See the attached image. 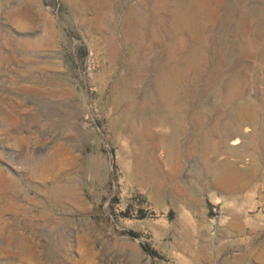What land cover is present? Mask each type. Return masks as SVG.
<instances>
[{
  "label": "rangeland",
  "instance_id": "374dc122",
  "mask_svg": "<svg viewBox=\"0 0 264 264\" xmlns=\"http://www.w3.org/2000/svg\"><path fill=\"white\" fill-rule=\"evenodd\" d=\"M136 2L144 0H0V264H264V0H228L232 21L213 24L190 72L199 85H179L187 129L176 139L168 123L143 132L168 112L153 78L170 33L158 23L154 38L138 29L123 40L121 17ZM133 58L144 65L136 73L127 70ZM204 72H216L210 92ZM137 73L124 97V77ZM233 87L245 95L228 102ZM243 99L254 115L244 113L237 135L233 104ZM198 111L200 129L188 116ZM216 124L240 137L246 159L229 141L205 149L204 139L221 141Z\"/></svg>",
  "mask_w": 264,
  "mask_h": 264
},
{
  "label": "bare ground",
  "instance_id": "6f19581e",
  "mask_svg": "<svg viewBox=\"0 0 264 264\" xmlns=\"http://www.w3.org/2000/svg\"><path fill=\"white\" fill-rule=\"evenodd\" d=\"M219 1L220 2H218L216 0H144L143 5H141L140 2H136L135 4L133 3L132 4V7L129 9V11L125 12V14L122 15L121 21H120V32H121V37L125 41H127V39L129 40L130 39V35L132 33L136 32L138 29H143L144 30V33H145V35L147 37H153L154 38L155 36L158 35V32H157L158 26L156 27V25L158 23H166L167 26H168V28H169V33H170L169 34L170 35V38H169L170 39V42H169L170 56H169L168 60L162 62V64L159 66V69H158V75H156L153 78V81L155 82V86H156V91L158 92V94L160 96V102L168 108V112H167V114H164L163 113V115L161 114L160 116L157 114L158 115L157 118L155 117L157 115H155V116L153 115L154 118L153 119H150V121L144 126L143 132H145V133H151L152 130H153V127H152L153 125H156V124L159 125V124H162V123H168V124H171L173 126L172 135H173V138L176 139L179 134H181L183 131L185 132V130L187 129V124L185 123V121H183L184 120V115H183L182 112L179 111V107H180L181 103L182 104H186L183 96H181V92H180L181 89L179 88V85L181 84V85L185 86V88H189L188 85H190L191 83H193L192 85H194V87L196 85H199V83H197L198 81H195V80L191 79L189 76L191 74L190 72H194V71H191V70H193V69L195 70L196 68L198 69V67H201L200 64L203 63V59H202L203 57L202 56L204 55V52L206 51V47H207V44H208L207 42L209 41V37H211L212 33L214 32L213 24H215L218 20H220L222 23H227L230 20L232 21V19H233V13H234V10H235V7H236L235 5H237L235 3V1H238V2L241 3L244 0H233L232 3H234L235 5L234 4L229 5L228 0L226 2H224L225 0H219ZM240 3H238V4H240ZM142 8H144L146 10V12H147L145 17L143 15L141 16V12H142L141 10H142ZM219 8L221 10L223 8L224 9L227 8V13H226V16L225 17H221L218 14ZM240 15H241L240 18L243 21L244 20H248L249 17H250V12L249 11L242 10L240 12ZM219 16H220V18L219 19H216ZM262 21H264V20H262ZM95 22H96V26L98 25L100 27V25H99L100 24V19L99 20L97 19V21H95ZM248 23H250V21ZM251 24H252V22H251ZM259 26H260V24H259ZM233 27H235V26H233ZM163 28H164V26H163ZM98 29H100V28H98ZM234 32H236V28H235V31ZM257 33H259V34H256L254 36H255L256 42L259 44V42H261L260 39H262V37H263L264 34L262 35L261 32H257ZM226 34L227 33L225 32V35ZM250 38H251V36H250ZM157 40H161V39L158 38ZM243 40L244 39L242 38V41ZM251 40H252V38H251ZM232 42H234V41H232ZM137 45H138V43H137ZM212 46H214V45H212ZM144 48H145V46H144ZM215 48H216V46H215ZM227 48H229V46ZM179 49H180V51H179L180 60L178 62H175V61L172 60V58L175 56V54L177 53V51ZM138 50H140V48ZM262 50H263V53H264V47H263ZM213 51H214V49H213ZM222 51H224V49H222ZM115 52H116V46L113 45V44H109V47L107 49V53L110 55L109 57H110L111 62H113L116 59V57H117V56H115ZM228 52H229V49H228ZM220 54H222V53H220ZM208 57H209V55H208ZM206 59H207V57H206ZM133 60H134L135 66L134 67L131 66V63L132 62L131 63H128L127 64V66H128V69L127 70L128 71L135 72V69L136 68H139L140 67L142 69V66H144V65L141 64V62L138 61L136 58H133ZM263 62H264V59H263ZM212 65H213V63H212ZM207 66H209V65L207 64ZM221 66H223V63H222ZM216 72H209V73H205L204 72V73H200L201 74V77H202L200 81L202 83V87H203L202 90L203 91H208V92L211 91L210 85H211V82H212L213 77H214V75H215ZM219 72H221V71H219ZM217 74H218V72H217ZM140 76H142V75L139 74V73H137V74H133V75H127V76L124 77V80L122 81L124 83V86H125V93H123V96L124 97H127L128 98V88H130L131 87L130 85L132 83H134V81L137 80V78L140 77ZM119 83H121V82H119ZM186 92H187V90H183V93L182 94L185 95ZM198 93L199 92H197V94ZM244 93L245 92L243 91V89L240 90V89H238V87H235V88L233 87L231 89L229 95L227 96L226 100L228 102H232V101L234 102V100L238 96H242L243 97L245 95ZM188 97L190 98V96H188ZM129 102H130V100H129ZM139 107H140V105H139ZM161 107H163V106H161ZM233 107H234V110L235 111L232 112V114H234V116H232V117H233V119L235 120V123H236V128L234 127V129H235V133L237 135H239V134H241L242 131L245 130V129L243 130V127L246 124V122L248 123V120H246L243 117L244 116V113L248 114L249 116H252V115H254V111H253V107H252L251 103L249 101H246V100L243 101V104L242 105H235V104H233ZM129 113H130V111H129ZM188 116L191 117V119H190L191 122L194 125H197L199 127V129H200L201 125L197 123V120H198L199 117L202 116L201 115V112L198 111V112L194 113L193 115L191 113H189ZM126 117H128V116H126ZM133 117L134 116H132V118ZM233 119H231V120H233ZM128 121H129V119H128ZM217 125L218 124H216L215 129L214 128L213 129H214L215 132L220 133V139H221V141L219 143H217V142L215 143L214 140H210V138H208L207 140L204 139L203 145H204V147H205L206 150L218 151V150H220L222 148V144H226L228 141L233 146L234 145H237V146L238 145H241L242 140L240 139L239 136H236V137L230 139V137H229L230 136L229 135L230 133L225 132V134H224L223 133L224 131L223 132L222 131H219ZM232 126H234V125H232ZM251 126H252V124H251ZM234 129H233V131H234ZM133 130H134V128H133ZM260 131L262 132V130H260ZM136 132H137V130H136ZM246 135L247 134H245L244 137H246ZM197 136H199V135L197 134ZM263 137L261 138V142H259L260 144L261 143H264V138ZM203 138H205V137H203ZM199 140H200L199 137H195L194 139H191L192 145L194 147L202 146V145H200L201 142H199ZM263 145L264 144H262V146ZM154 146H155V144H154ZM237 146L236 147L234 146L235 147V150L237 151L235 155L237 156V159L238 160L243 161L244 159H246V156L247 155H250L248 153L249 150H244V149H242V147H240V146L237 147ZM261 148H263V147H261ZM250 152H251V150H250ZM135 168L136 169L133 170L134 177H136L138 180H141L143 182L146 181V179H143V178H141L139 176V171L141 170V168H139L138 166H136ZM151 168H152V166H151ZM150 173H151V171H150ZM242 175L243 174H241L240 171L236 170L235 171V179H236V181L237 180L238 181L239 180H242ZM155 176H156V174H155ZM243 186L245 187V185H243ZM63 190H67V188L66 189H63ZM69 191H70L69 193H71V195H75V192H72V190H70V189H69Z\"/></svg>",
  "mask_w": 264,
  "mask_h": 264
},
{
  "label": "trees",
  "instance_id": "16d2710c",
  "mask_svg": "<svg viewBox=\"0 0 264 264\" xmlns=\"http://www.w3.org/2000/svg\"><path fill=\"white\" fill-rule=\"evenodd\" d=\"M131 234H132V235H135L134 232H132ZM145 247H146L147 251H148L150 254L154 255V254L156 253L155 250H153V249L150 248L149 246L146 245Z\"/></svg>",
  "mask_w": 264,
  "mask_h": 264
}]
</instances>
